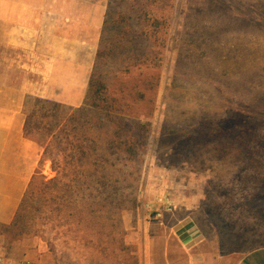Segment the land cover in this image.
Listing matches in <instances>:
<instances>
[{
    "label": "rangeland",
    "instance_id": "374dc122",
    "mask_svg": "<svg viewBox=\"0 0 264 264\" xmlns=\"http://www.w3.org/2000/svg\"><path fill=\"white\" fill-rule=\"evenodd\" d=\"M141 7L166 21L163 45L141 33ZM108 11L123 14V39L92 70L122 111L83 102L32 118L64 119L49 150L68 175L25 198L19 240L49 264H186L176 227L191 218L215 264L264 247V0H110ZM82 146L92 153L80 161ZM41 171L57 175L49 159Z\"/></svg>",
    "mask_w": 264,
    "mask_h": 264
},
{
    "label": "crops",
    "instance_id": "0c3cea01",
    "mask_svg": "<svg viewBox=\"0 0 264 264\" xmlns=\"http://www.w3.org/2000/svg\"><path fill=\"white\" fill-rule=\"evenodd\" d=\"M109 5L110 0H0L1 223L12 220L41 154L40 145L24 135L25 100L83 103ZM176 231L188 253L186 264H215L198 248L191 218L179 221ZM29 250L20 240L8 246L0 235V264L43 261ZM233 264H264V247Z\"/></svg>",
    "mask_w": 264,
    "mask_h": 264
},
{
    "label": "trees",
    "instance_id": "16d2710c",
    "mask_svg": "<svg viewBox=\"0 0 264 264\" xmlns=\"http://www.w3.org/2000/svg\"><path fill=\"white\" fill-rule=\"evenodd\" d=\"M140 11L143 12V15H145L144 17L146 18V23L145 25H143L145 30L141 31V33L143 35L149 33L151 36L155 38L156 41H159L158 44L160 46L163 45V42L160 41L158 32L162 26L163 27L166 26V21L161 20L162 21L161 22L160 21V19H162L161 16L158 17L156 16V14H150L143 7H141ZM112 16L113 13L107 10L102 32L109 23H112L116 26V28L119 29L117 32L118 36H113L111 38L101 37L100 45L97 49L95 56L96 61L105 59L113 51L114 48L116 47L119 48L121 45V41H122L121 39H123L124 33L120 31H123L124 29L120 28L119 26H122L121 22L124 20V17L122 13H120L117 17H112ZM165 17L167 18V22H168V16ZM159 52L160 51L157 49L152 55L153 60L156 61L153 62V65L156 67L158 64H160V60H161L159 56L160 55ZM152 58L150 60H152ZM156 67L153 68L157 69ZM158 79H159L158 73L155 70V72L150 73L148 77H146L143 84L148 89H154L158 85ZM106 91H107L106 87L102 82V80L99 78L98 74L94 70H91L83 102H88L91 105L90 106L91 108L104 110L105 114L108 115V117H112L111 114H120L122 111L121 110L122 105L120 99L118 97H113L109 95L108 93H106ZM30 101L32 103V109H30L29 112H26V109L28 108L29 105L28 102ZM64 108L66 107L62 104H58L53 101L41 99L38 97H28L25 100L24 112L26 119L24 123V135L37 142L43 148V152L38 162V167L36 168L34 174L31 176V179L26 187L24 195L18 205V208L12 220L7 224L0 222V235H2L6 239L8 246L22 237V234L20 232L21 216H22L21 211H22V204L25 201V198L27 196L32 195L35 191L44 194L46 191H48L45 184L52 183L54 186H58L59 179L61 177H65L68 175L66 173L58 174V170L54 166V158H52V155L49 150L50 144L52 142L59 143L58 141L62 139V136L60 134L65 133V130L62 129L63 128L62 123L64 119H61L59 122L50 123V125H48L47 127L42 126L40 123L38 124L32 123L31 121L32 118L36 117L37 115H39L42 118L48 116L51 117L59 116L60 111ZM76 110L80 111L83 110V108L79 107ZM117 127L119 129L123 128L122 125H119ZM57 136H58V141H56ZM89 140H90V144L94 143V140L92 138ZM82 147L83 150L78 158V160L80 161L82 160L83 155L89 156L92 153V150L87 149L85 146ZM48 159L51 161V169L55 171L57 175L47 179V177L42 174L41 166L43 162ZM94 175L95 173L93 171L90 174V177H93ZM74 178L76 179L77 177L74 176Z\"/></svg>",
    "mask_w": 264,
    "mask_h": 264
},
{
    "label": "built area",
    "instance_id": "2783aa9c",
    "mask_svg": "<svg viewBox=\"0 0 264 264\" xmlns=\"http://www.w3.org/2000/svg\"><path fill=\"white\" fill-rule=\"evenodd\" d=\"M22 264H48V263L45 262V261L33 262V261H30V260H26Z\"/></svg>",
    "mask_w": 264,
    "mask_h": 264
}]
</instances>
